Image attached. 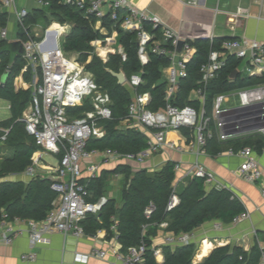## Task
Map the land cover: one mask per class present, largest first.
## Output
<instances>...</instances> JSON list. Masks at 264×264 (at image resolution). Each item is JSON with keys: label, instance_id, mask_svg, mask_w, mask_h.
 Returning a JSON list of instances; mask_svg holds the SVG:
<instances>
[{"label": "built area", "instance_id": "obj_1", "mask_svg": "<svg viewBox=\"0 0 264 264\" xmlns=\"http://www.w3.org/2000/svg\"><path fill=\"white\" fill-rule=\"evenodd\" d=\"M264 3V0H257ZM43 7H48L50 0H36ZM84 12L87 18L94 17L102 21L109 17L115 21L113 31L103 40L95 41L99 44L112 46L116 43L118 34L115 26L136 31L139 38L138 53L143 64L148 61L147 44L154 38V34L147 31L144 25L147 23L153 28H160L161 39L164 43L155 42L151 47L153 52L168 57L167 69V106L164 110L152 111L148 108L150 94L137 91L142 83L140 73L133 74L127 79L128 85L135 90L132 101L128 105L127 126L142 130L150 135L147 147L137 154L120 153L117 150L107 148L103 151L89 149L88 141L95 137L101 138L106 130L102 120L111 119L110 96L97 84L93 75L80 63L78 56L68 57L63 49V38L68 26L60 31L54 29L56 22L49 24L37 38L32 30L28 29L25 19L29 11L18 9L15 0H0V13L5 9H12L20 28L25 32L26 40L23 43L26 48L25 65L23 72L28 69L40 67V76L33 82L25 84L32 89L31 101L23 114L27 132L35 139L38 150L32 157V164L24 174L30 179L43 171L52 169L45 162V153L58 156L62 154L55 168L54 175L59 176L61 182H53L52 188L58 193L53 208L42 220L15 218L9 220L7 214H3L0 220V241L6 245L12 244L16 236L27 234L30 246L33 249L39 244L48 242L50 235L61 233L65 237L74 236L81 238L86 235L83 220L88 213L97 214L107 197L102 196L97 201L88 200L90 191L88 184L82 180L84 169L82 162H87L86 170L92 177H96L99 164L90 162L94 157H100L103 162L130 161L139 164L163 150H178L183 152L188 149L197 156L207 153V143L214 135L221 141L230 140L244 135L259 134L264 136V84L238 89L233 92L238 97L234 104H228L227 93L217 94L214 98L212 116H206L204 107L201 111L190 105L177 106L169 102L171 96L177 90V84L181 77L187 74V63L196 53V47L184 38L177 30L163 24L159 17L148 10L134 6L130 0H59ZM240 13V11H239ZM214 37H211L212 41ZM0 40H8L7 26L0 25ZM184 40L182 50L178 51V43ZM94 43V42H93ZM121 52V49L119 48ZM229 55H234L244 63L243 72L250 76L264 73V40L247 36L225 38L219 49H212L207 62L200 68V87L194 92L196 97L204 101V89L209 82L215 79L226 64ZM35 70V69H34ZM38 76V75H36ZM89 101L91 108L83 112L81 116L72 115L69 109L83 105ZM187 129L193 138L187 146H183L168 138L169 131ZM2 139L6 138L8 130ZM228 154L242 158L236 174L239 178L249 182L258 183L264 178V166L259 162L252 146H243L238 150L230 148ZM181 169V164L176 163V172ZM187 177H202L205 184L213 185L216 175L204 165L196 161L185 170ZM264 196V181L261 183ZM179 203V197L174 190L168 203V209H172ZM151 206L146 210L150 215ZM247 210L237 215L232 222H241L249 218ZM160 227H168L167 222H162ZM111 231L117 238V221L111 225ZM194 231L188 233H170L165 237L166 245L178 246L191 243ZM261 258L258 264H264V246L259 245ZM146 244L141 242L136 246L122 250L120 247L112 248L115 261L112 264H139L143 261ZM158 250H155V255ZM93 256L105 258L107 250L95 248ZM24 260L34 261L35 252H29L22 256ZM79 260L87 262L89 256L79 255Z\"/></svg>", "mask_w": 264, "mask_h": 264}, {"label": "trees", "instance_id": "obj_2", "mask_svg": "<svg viewBox=\"0 0 264 264\" xmlns=\"http://www.w3.org/2000/svg\"><path fill=\"white\" fill-rule=\"evenodd\" d=\"M50 3L46 8L49 12L47 15L43 9H37L33 14L28 13L25 19L28 29L31 31L32 26L41 16L46 18L47 23L53 20L72 23V30L63 39L64 51L77 52L80 63L93 75L99 87L110 96L112 117L101 122L106 133L101 138H91L88 141V148L100 151L110 148L124 154L141 152L147 147L148 134L122 124L128 118V105L133 99L132 94L125 84L118 83V79L108 72L107 68L116 72L124 71L127 79L133 74L140 73L142 83L137 87V91L150 94L148 108L152 111L164 110L168 103V80L164 77L163 69L169 65V59L151 50L155 41L161 38L160 28H153L147 23L144 25L147 31L154 34V38L147 44L148 61L143 64L138 53L137 32L115 26L121 52L110 53L104 60L97 55L92 44L95 40L105 38L104 34L94 28L96 19L87 18L82 10L59 0H50ZM102 22L109 32L113 30L115 21L107 16ZM0 25L5 26V17L2 13H0ZM19 34L22 40H26L22 28ZM224 39L190 40L196 47V53L187 63V74L179 79L177 90L169 99L170 103L181 107L190 105L198 111L204 107L205 115L211 117L217 94L264 84V73L255 76L239 73L233 78L232 73L238 69L241 59L229 55L219 75L204 89V101L199 97L191 98V93L200 87L201 65L207 62L212 49L220 48ZM6 42L7 40H0V98L10 102L11 116L0 122V220L4 213L9 220L15 218L42 220L53 208L58 197V193L52 188L54 181L40 174L28 181L6 179L10 175L23 173L32 164L33 154L38 150L34 137L27 132L22 121L23 114L31 101L32 89L17 87L15 83L19 75L24 81L29 82L31 72L30 69L23 72L25 65L23 57L18 56L14 61L10 60L9 52L2 49ZM4 74L8 75L2 83ZM90 108V102L86 101L81 106L69 109V112L81 116ZM5 129L8 133L6 138L2 139ZM246 145L254 146L259 153H264V136L254 134L221 141L214 135L208 140L206 148L209 153L217 154L230 148L238 150ZM61 156L62 154L58 155L59 158ZM175 165L176 162H168L161 169L150 172L146 168L133 171L129 164H119L113 171L105 170L99 177L92 179L94 181L91 180L88 185L90 191L88 200L95 202L101 197L103 183L110 173L126 175L122 201L107 198L97 214L88 213L82 222L86 234L94 235L101 229L113 234L110 228L116 220V234L122 250H127L141 242L146 244L143 261L139 264H258L261 250L257 243L250 251H245L239 246L217 247L198 263L194 262L197 250L195 243L165 245L163 246L164 261L162 263L157 261L152 237L157 234L162 222H167V229L174 234L188 233L211 220L231 222L246 210L243 202L231 190L215 187L208 189L204 178L198 176L190 178L189 183L176 192L179 203L168 209V203L174 192L173 182L177 173ZM151 206L153 210L147 215L146 210Z\"/></svg>", "mask_w": 264, "mask_h": 264}, {"label": "crops", "instance_id": "obj_3", "mask_svg": "<svg viewBox=\"0 0 264 264\" xmlns=\"http://www.w3.org/2000/svg\"><path fill=\"white\" fill-rule=\"evenodd\" d=\"M130 2L134 6L148 10L151 14L158 16L163 24L174 28L184 38L191 40L197 38L210 39L211 37L228 38L241 36L264 40V3L257 0H130ZM15 4L18 9H26L31 14L35 13L37 9H43L46 15L49 14L46 11L47 7L41 6L36 0H15ZM2 14L5 17V26L8 28V41L22 40L14 10L5 9ZM43 18L45 19L43 21L38 18L32 26L33 34L37 35V32L46 23V18ZM52 22L59 21L53 20L49 24ZM62 24L68 26L66 36L72 30L73 24L70 22ZM94 28L105 36L113 31L109 32L107 26L103 25V22L99 20H96ZM117 36L116 43L112 46L95 42L99 40L93 41L94 43L92 42V44L94 47L97 44L103 47L108 57L110 53L117 52L115 48L119 51ZM155 42L163 43L161 38ZM243 67L244 63L241 61L237 70L239 73L245 74ZM165 68L163 69V73L164 77L167 78V69ZM125 85L133 97L135 90L128 85L127 81ZM16 86L27 88V86L24 87L21 84H16ZM190 96L191 98L196 97L194 92ZM7 103L10 107V102L7 101ZM10 116L11 111L8 118ZM8 118L1 119L0 122ZM122 124L127 125L125 121ZM184 130L169 131L168 138L183 146H187L193 141V138L189 130ZM246 136L250 135H244L238 138ZM148 137L150 138L149 134ZM253 148L257 159L264 166V153H259L254 146ZM53 157L56 159L55 163H50L45 160L52 169L45 171L40 169L42 172L39 171V174L44 176L54 174L60 158L56 155H53ZM196 161L213 171L216 175L215 183L213 185L206 184L207 188L211 189L215 187L231 190L243 202L250 216L237 223L215 219L205 222L198 227L194 231V238L191 241L197 246L194 262H201L215 248L220 246H239L245 251H250L256 243L264 246V196L261 190V183L264 181V178L258 183H249L239 178L236 171L242 162V158L228 154L227 150L217 154H211L207 151L206 154L197 156L188 149L183 152L168 149L153 155L141 164L130 161L103 162L100 157H94L90 162L99 164L100 166L96 177H99L105 170L109 172L113 171L119 164H129L133 171L146 168L150 172H154L161 169L168 162H178L181 164V169L177 171L176 178L173 182L174 190L178 192L192 178L185 176L184 172ZM86 164L87 162L84 161L81 164L84 169L82 180L89 185L91 180L96 177H92L86 170ZM6 179L30 180L24 173L10 175ZM125 180L126 175L123 173H110L103 183L101 197L105 196L108 199L113 198L121 202ZM170 233L173 232L169 231L166 227H159L157 234L152 237L153 247L156 251L158 250L156 259L159 263L164 261L163 246L166 245L165 237ZM114 247H120V243L115 239L114 234H108L106 229L98 230L94 235L86 234L81 238L74 236L65 237L61 233H54L49 236L48 242L39 244L33 249L30 246V240L27 234H21L16 236L10 245H6L0 241V264H112L115 261L112 251ZM95 248L107 250L106 257L102 259L93 256L92 252ZM32 251L36 253V259L34 261L24 260L22 258L24 254ZM79 255H88L87 262L79 260Z\"/></svg>", "mask_w": 264, "mask_h": 264}, {"label": "rangeland", "instance_id": "obj_4", "mask_svg": "<svg viewBox=\"0 0 264 264\" xmlns=\"http://www.w3.org/2000/svg\"><path fill=\"white\" fill-rule=\"evenodd\" d=\"M50 19H52V17H49ZM40 20L41 21H43V20H45L44 18H43V16H41L40 17ZM49 25V23H45L44 25H43V27L41 28V30L39 31V32H37V38H39V36L42 34V32H43V30L47 27ZM118 46V45H117ZM116 46V47H117ZM117 51H118V49L117 48H115ZM102 50H104V48L103 47H101L100 45H95V52L97 53V55L98 56H100L101 58H103V59H105V58H107V56H106V54H104L103 52H102ZM67 53V56L68 57H77L78 56V53L77 52H66ZM35 69V70H34ZM30 75H31V77H30V81L29 82H33L35 79H36V77H39L40 76V67L39 66H37V67H35V68H30ZM36 75H38V76H36ZM15 83L16 84H21V85H23L24 87H26V85L25 84H27L28 82L27 81H24L23 80V77L21 76V75H19L17 78H16V80H15ZM228 95H229V101H228V104H234V103H236L237 101H238V97H237V95H235L234 93H227ZM9 115H10V107H9V105H8V103H7V101H5V100H3V99H1L0 98V120L1 119H6V118H8L9 117ZM43 158H44V160H46L47 162H50V163H55L56 162V159L53 157V155L52 154H50V153H45L44 154V156H43ZM39 171H41L40 169H38ZM42 172V171H41Z\"/></svg>", "mask_w": 264, "mask_h": 264}, {"label": "water", "instance_id": "obj_5", "mask_svg": "<svg viewBox=\"0 0 264 264\" xmlns=\"http://www.w3.org/2000/svg\"><path fill=\"white\" fill-rule=\"evenodd\" d=\"M184 44V40H180L178 43V51L180 52L182 50ZM4 51L9 52L10 54V60L14 61V59L18 56L24 57L26 55V48L22 40H14V41H8L2 48ZM107 71L110 72L114 77L118 79L119 84H125L127 81L126 74L124 71L116 72L114 70H111L110 68H107ZM239 71L234 70L232 73V77H236L238 75ZM8 74H4L2 77V83L6 80ZM41 175V174H40ZM44 177V175H41ZM48 178H51L54 182H61L62 179L57 175H49L46 176Z\"/></svg>", "mask_w": 264, "mask_h": 264}, {"label": "bare ground", "instance_id": "obj_6", "mask_svg": "<svg viewBox=\"0 0 264 264\" xmlns=\"http://www.w3.org/2000/svg\"><path fill=\"white\" fill-rule=\"evenodd\" d=\"M57 28H58V30L63 31V30H66L67 27L62 26V25H59V24L56 22V24L54 25V29H57ZM102 52H103L104 54H106V51H105V50H102ZM160 257H161V256H160Z\"/></svg>", "mask_w": 264, "mask_h": 264}]
</instances>
